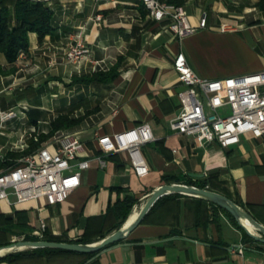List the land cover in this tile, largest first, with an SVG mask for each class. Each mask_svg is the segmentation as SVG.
Here are the masks:
<instances>
[{"label": "crops", "instance_id": "crops-1", "mask_svg": "<svg viewBox=\"0 0 264 264\" xmlns=\"http://www.w3.org/2000/svg\"><path fill=\"white\" fill-rule=\"evenodd\" d=\"M32 1H44L53 9L55 30L42 40L36 33L29 35V67L1 56L0 107L15 110L18 117L0 135V161L10 163H0V172L18 164L24 156L17 154L28 149L33 134H48L60 112L83 119L44 143L75 134L85 144L79 159L88 160L90 167L82 173L79 188L62 204L49 205L45 198L16 203L13 195L1 200V244L45 237L99 242L102 235L125 223L129 207L124 202H135L130 218L138 215L148 196L163 184H205L264 225V137L247 133L239 144L222 148L170 127L181 111L179 93L184 89L173 68L179 52L199 76L209 80L264 71L260 0H166L183 5L194 25L208 15L207 28L182 40L165 23L152 20L141 0ZM223 24L235 30L222 32ZM79 39L90 48V56L69 62L67 49ZM117 64L113 82H75ZM42 94L50 101L49 109L44 110L37 99ZM145 123L154 140L142 146L150 171L141 177L130 166L127 152H114L113 147L116 134ZM247 236L214 204L170 194L154 204L125 240L86 263L77 254L41 251L0 264H264V244L250 242Z\"/></svg>", "mask_w": 264, "mask_h": 264}, {"label": "built area", "instance_id": "built-area-1", "mask_svg": "<svg viewBox=\"0 0 264 264\" xmlns=\"http://www.w3.org/2000/svg\"><path fill=\"white\" fill-rule=\"evenodd\" d=\"M141 2L152 20L165 23L167 30L180 40L207 28L206 13L200 23L194 25L183 5L166 0ZM220 29L222 32L235 30L228 24H223ZM90 53L87 44L79 39L69 45L66 58L69 62L79 63ZM17 61L29 67L28 52L21 51ZM173 68L184 89L179 93L181 111L170 123L172 130L192 136L201 143H216L222 148L239 144L247 133L264 137V71L209 80L192 69L183 52L175 56ZM17 117L15 110L0 107V135L7 123ZM114 140L113 151L127 152L134 172L141 177L147 175L150 167L142 146L154 140L150 125L145 123L120 132ZM84 148V142L73 133L50 139L36 152L20 159L18 164L0 172V201L10 200L13 195L16 203L41 198L49 205L64 203L79 188L82 173L90 167L88 160L79 159ZM98 159L104 166L105 161L101 157ZM42 227L45 229L46 224Z\"/></svg>", "mask_w": 264, "mask_h": 264}, {"label": "trees", "instance_id": "trees-1", "mask_svg": "<svg viewBox=\"0 0 264 264\" xmlns=\"http://www.w3.org/2000/svg\"><path fill=\"white\" fill-rule=\"evenodd\" d=\"M262 7L264 8V0H260ZM179 5V4H178ZM54 11L47 5L44 1H32V0H0V59L1 56H4L9 63L17 62L19 53L21 51L28 52L30 47V38L31 33H36L39 36V39L42 40L45 36L52 34L55 30L53 25ZM119 64L115 65L108 71L97 72L89 78H79L75 79V82H103L110 83L113 82L118 76ZM2 66L0 61V73H2ZM83 117L71 118L69 114L60 112V114L51 122V130L48 134H42L39 138V142L36 143L33 140L30 141L29 150H26L23 153L17 154V157H22L27 155L29 151L35 150L41 145V142L52 137L57 131L62 129L72 128L79 123H81ZM9 157H13L14 154H9ZM1 165L9 166L10 163L8 160L0 161ZM198 187L205 188V184L197 185ZM171 196H182L181 194H171ZM134 201L128 200L124 202L125 206H128V212L125 214L123 222L126 221L128 216L131 213ZM215 208L221 209L220 207L214 205ZM225 211V210H224ZM235 222L238 223L232 217L230 213L225 211ZM239 226V225H238ZM240 227V226H239ZM106 236L102 235L101 240ZM247 239L250 242H254L252 238L247 236ZM46 241H57L59 239L52 237H45ZM100 240V241H101ZM74 243V242H71ZM76 243L91 244L90 240L83 238ZM9 245V243H0V248ZM28 252H23L21 254H8L0 258L1 262L13 263L20 258L36 255L41 251L46 252H57V253H69L77 254L83 256L85 260L83 263H86L88 259L94 257L95 254L88 253H78L72 251H65L59 249H50V248H38L34 250H27Z\"/></svg>", "mask_w": 264, "mask_h": 264}, {"label": "water", "instance_id": "water-1", "mask_svg": "<svg viewBox=\"0 0 264 264\" xmlns=\"http://www.w3.org/2000/svg\"><path fill=\"white\" fill-rule=\"evenodd\" d=\"M191 175L198 177L197 174H191ZM170 194H181L186 196L198 197L220 207L221 209L227 211L232 215V217L236 220L238 225L247 233V235L250 238L264 244V225L261 224L259 221H257L246 208L240 206L238 203H236L229 197L219 192L212 191L209 188H201L194 185L163 184L157 187L155 190H153V192L148 196L138 217L132 224L126 226V222L130 218L133 211L131 212L125 223L118 230L107 235L104 239H102L99 242L91 243V244H83V243L57 242V241H46V240L15 241L7 246L1 247L0 250L13 249L11 252L8 253L11 254L16 251H24V250L38 249V248H50V249H59V250L72 251L78 253L97 254L103 251L105 248L109 247L110 245L125 240L129 236V234L142 223L145 216L151 210L154 204L161 197ZM242 219L251 222L256 227L258 234L249 231L248 228L241 222ZM20 248H24V250H19ZM8 254L0 255V258Z\"/></svg>", "mask_w": 264, "mask_h": 264}, {"label": "rangeland", "instance_id": "rangeland-1", "mask_svg": "<svg viewBox=\"0 0 264 264\" xmlns=\"http://www.w3.org/2000/svg\"><path fill=\"white\" fill-rule=\"evenodd\" d=\"M28 96H29V98L30 99H33L35 96H34V93L33 92H29V94H27ZM31 95V96H30ZM37 98V97H36ZM37 99H41L42 100V104H43V107H44V110L47 108V109H49V103H50V101H49V99L46 97V95L44 94H42V96L41 97H38ZM44 110H42V112L44 111ZM48 112V111H47ZM49 113V112H48ZM36 114V112H31V115L32 116H34ZM47 126V125H46ZM35 135H37V136H35ZM42 134H38V133H35V134H33V136H32V138L30 139V141H34V142H36V143H38L39 142V138H40V136H41ZM48 140V139H47ZM47 140H45V141H47ZM44 141V142H45ZM44 142H41V145L38 147V148H36L35 150H31V151H29V153H27V155H25L24 157H26V156H28V155H30V154H32V153H34V152H36L43 144H44ZM29 145H30V143H29ZM29 148L30 147H28V149L27 150H29ZM23 252H28L27 250H25V251H16V252H13V253H11V254H16V255H18V254H21V253H23ZM8 254V253H7Z\"/></svg>", "mask_w": 264, "mask_h": 264}, {"label": "bare ground", "instance_id": "bare-ground-1", "mask_svg": "<svg viewBox=\"0 0 264 264\" xmlns=\"http://www.w3.org/2000/svg\"><path fill=\"white\" fill-rule=\"evenodd\" d=\"M138 215L137 214L133 215L126 222V226H129L130 224H132L136 220V218L138 217ZM241 222L248 228L249 231H251L252 233L258 234V231H257L256 227L251 222H249V221H247L245 219H242ZM12 250L13 249H2V250H0V255H5V254L11 252ZM19 250H24V248H20Z\"/></svg>", "mask_w": 264, "mask_h": 264}]
</instances>
